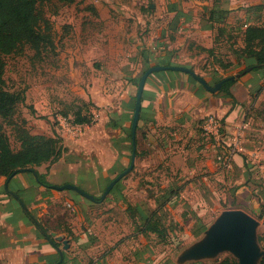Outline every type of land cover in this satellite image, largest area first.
<instances>
[{
	"label": "crops",
	"instance_id": "0c3cea01",
	"mask_svg": "<svg viewBox=\"0 0 264 264\" xmlns=\"http://www.w3.org/2000/svg\"><path fill=\"white\" fill-rule=\"evenodd\" d=\"M259 2L90 0L86 9L103 26H115L100 34L93 49L99 57L108 58L104 71L123 74V86L111 82L102 97L91 96L95 106L91 111L94 115L99 112L98 123L64 125L62 121L64 128L57 133L65 151L58 161L42 164L38 171L52 185L71 183L94 197L101 195L128 165L132 142L126 130L137 92L134 79L145 69L146 60L188 66L210 86L225 77L218 75L224 71L238 73L243 64L234 50L243 47L246 24L264 23V18L259 19L264 9L250 8ZM212 10L215 19L211 20ZM224 42L231 43V52L220 56L217 49ZM106 47L114 53H106ZM159 71L148 75L142 92L135 160L144 170L156 175L162 171L165 177L127 179V174L96 202L74 190L39 185L30 172L13 175L7 188V178L0 176V264L62 260L61 264H144L142 258L151 261L147 254L152 247L150 238L158 245L181 243L174 259L179 264L182 250L199 241L223 210L241 209L258 221L264 216V121L256 113L264 102V67L235 78L229 87L232 99L222 91L207 90L189 73ZM210 115L222 122L219 137L206 134ZM115 119L118 126L112 124ZM236 134L239 146L231 155L230 166L224 167L216 156L231 147ZM172 186L178 189V196L164 197L163 189ZM7 191L20 194L45 230L68 240L62 259L58 251L62 242L55 239L52 243L36 229L21 211L20 202ZM159 201L167 203L156 211ZM213 211L217 213L207 222ZM152 212L166 228L165 238L141 230ZM261 225L264 227V221H259L258 227ZM55 243L59 245L55 247Z\"/></svg>",
	"mask_w": 264,
	"mask_h": 264
},
{
	"label": "rangeland",
	"instance_id": "374dc122",
	"mask_svg": "<svg viewBox=\"0 0 264 264\" xmlns=\"http://www.w3.org/2000/svg\"><path fill=\"white\" fill-rule=\"evenodd\" d=\"M89 1L77 0L72 4H62L56 0H47L38 4V10L50 22L49 32L53 44L42 47L40 52H36L28 44H23L14 53L3 56L5 64L3 76L7 89L23 92L25 95V100L18 105L13 119L18 122L25 119L26 127L33 134H48L49 131L60 133L64 128L62 121L64 125H71L73 119L70 113V116L63 120L61 111L80 106L82 97L90 102L91 96L102 97L108 91L107 85L111 82H116L118 87L123 86L120 83L123 74L119 71L112 73L104 71L103 69L108 70L106 63L108 58L99 57L93 49L98 43L97 38L100 34L108 28L114 30L115 26L113 24L103 26L93 12L86 9ZM206 1L211 2V0ZM259 4H264V0H260ZM262 15L264 10L261 11L259 19L264 18ZM41 26H44L43 22ZM103 43L107 44V41ZM229 44L231 45L230 42H224V45L218 46L220 56H227L231 52ZM103 49L106 53H114L113 48ZM229 74L224 71L223 74L218 75ZM132 91L135 92L134 87ZM98 113L96 111L94 115L96 123L99 122L96 120ZM210 116L217 118L215 115ZM4 132L9 138L11 147L17 150L19 143L15 139L13 126L5 123ZM66 149L68 150V147ZM223 153L224 151H221L218 155ZM141 166V163L135 160L133 169L127 173L128 175L126 174L127 179L141 176V178L153 177L154 179L157 177L159 180L165 177L162 171L156 175L150 170H144ZM135 167H137L136 170H134ZM128 185L134 187L133 181H129ZM262 212L264 213V209ZM215 213L217 212L213 211L206 217L207 222L212 220ZM259 221L263 222L264 216ZM261 235L264 236L262 225L258 227L257 232L258 237ZM191 240L186 242L189 243ZM155 241L152 238L148 241L152 245L147 253L151 261L142 258L144 264H175L174 259L180 250L181 243L158 245ZM186 242L183 243L187 244ZM259 244L262 246V242L259 241ZM226 257L237 261L230 252L225 251L215 259L205 260L201 264H219Z\"/></svg>",
	"mask_w": 264,
	"mask_h": 264
},
{
	"label": "trees",
	"instance_id": "16d2710c",
	"mask_svg": "<svg viewBox=\"0 0 264 264\" xmlns=\"http://www.w3.org/2000/svg\"><path fill=\"white\" fill-rule=\"evenodd\" d=\"M44 1L47 0H0V176H5L8 178L14 173L17 174L19 172L26 171L34 175L35 180L39 185H42L46 188H52V184L46 180L45 173L39 172L37 167L41 166L42 164L51 165L59 160L65 151V148L62 144V138L56 131H52L51 135L42 133L33 134L26 127L25 119H22L20 122L13 119L18 105L24 102L25 95L23 92L11 91L7 89L3 76L5 65L3 59L4 55L14 53L23 44H28L36 52H40L42 47L53 44L51 34L49 32L51 28L50 22L45 19L42 12L38 10V4ZM56 1L62 4H72L77 0ZM250 8H254L255 11H259L264 9V4H257L251 6ZM209 19H215L214 10L210 12ZM41 22L44 24L43 27L41 26ZM218 33H222V28H218ZM208 51L212 52V49ZM234 52L238 54L240 61L239 63L243 64V67H241L238 72H242L247 67H252V70L263 68L264 23L246 24L243 32V47L238 50H234ZM145 64V69L155 65H175L170 62L166 64H150L148 60H146ZM145 69L138 77L134 79V84L136 87L138 86L140 76L145 71ZM190 69L192 70V68ZM189 76L195 80V78H193L191 75ZM228 76L217 79L212 86ZM235 80V78L225 80L217 91L226 93L232 99V96L229 92V87L235 82ZM135 97L136 96L133 97V106L131 108L132 114L134 111ZM91 107L95 108L92 102L81 100L80 106H76L75 109L63 110L60 112V115L64 118H68L70 116L69 114L71 113L73 116L72 123L78 125H90L94 122V114L91 111ZM256 113L258 117L264 121V102L256 110ZM5 123L11 124L13 126L15 139L19 143V148L17 150H14L11 147L9 138L4 132ZM112 124L114 126H118V120L115 119ZM126 133L131 144V122L128 129L126 130ZM137 144L138 141L136 139V145ZM130 151L132 152V144L130 146ZM138 153L139 152L136 150V156ZM130 159L131 156L129 157V162ZM128 165L123 170H125ZM123 170H121V172ZM110 182L111 181H109V183ZM163 192L165 194L164 197L167 195L168 197L178 196V189L173 188V186L171 188L163 189ZM6 193L20 202L21 211L24 213L26 218L31 223H33L36 229L41 232L45 230V226L40 222V220H38L31 210H29L19 193L11 194L9 191ZM94 200L96 202L101 201V195L95 196ZM166 203L167 201H159L156 211L159 209V207L161 208ZM141 230L144 233H155L161 238H165L167 236L166 228L156 216V212H152L145 219ZM258 239L260 242H262V248L264 250V236L261 235L258 237ZM54 245L56 247L59 244L55 243ZM62 262L63 260L56 262L55 264H61ZM219 264H238V262L232 258L226 257L221 260ZM259 264H264V254Z\"/></svg>",
	"mask_w": 264,
	"mask_h": 264
},
{
	"label": "water",
	"instance_id": "95a60500",
	"mask_svg": "<svg viewBox=\"0 0 264 264\" xmlns=\"http://www.w3.org/2000/svg\"><path fill=\"white\" fill-rule=\"evenodd\" d=\"M164 69L189 73L207 90L215 92L221 87L225 80L237 78L241 74L249 72L252 67H247L242 72L228 76L216 83L214 86H210L203 77L198 76L193 70L185 66L155 65L147 68L142 73L137 86L135 108L131 122L132 153L129 165L106 186L101 194V199H104L116 182L123 178L134 167L136 156V129L138 125L141 96L145 81L150 73ZM15 174L16 173L7 178V182L5 184L6 188L8 181ZM52 187L58 190H74L77 193L94 200V196L92 194L82 190L75 184L67 183L62 185H52ZM258 226L259 221L241 209L223 210L207 228L204 236L199 241L182 250V252L178 255L177 262L182 264L191 260H212L215 259L220 253L227 251L237 259L238 264H259L264 254V250L259 244V239L257 236ZM43 233L52 243H54L55 239L62 242V247L58 248L60 259H62V251L69 248L68 240L63 236H57L55 232H48L47 230H44Z\"/></svg>",
	"mask_w": 264,
	"mask_h": 264
},
{
	"label": "built area",
	"instance_id": "2783aa9c",
	"mask_svg": "<svg viewBox=\"0 0 264 264\" xmlns=\"http://www.w3.org/2000/svg\"><path fill=\"white\" fill-rule=\"evenodd\" d=\"M223 125L220 119L215 118L213 116H208L205 131L207 135H212L214 137H219L221 129ZM238 134L234 137L233 143L230 148H228L222 155L217 157V160L222 164L224 167H229L231 163V155L235 149L238 148Z\"/></svg>",
	"mask_w": 264,
	"mask_h": 264
}]
</instances>
